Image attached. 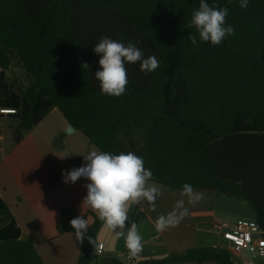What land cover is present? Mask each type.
I'll return each instance as SVG.
<instances>
[{
	"label": "trees",
	"instance_id": "obj_1",
	"mask_svg": "<svg viewBox=\"0 0 264 264\" xmlns=\"http://www.w3.org/2000/svg\"><path fill=\"white\" fill-rule=\"evenodd\" d=\"M206 2L227 7L225 26L235 30L219 45L187 27L200 0H0V108L15 110L8 114L13 145L57 109L98 150L142 157L150 181L176 194L188 183L242 199L264 230V0H249L246 9L240 0ZM104 36L139 42L159 67L145 73L140 62H126V94H101L93 48ZM13 63L25 83L8 80ZM89 215L94 244L84 239L75 264H98L103 222ZM74 218L73 208H63L57 232L75 234ZM6 220L1 208L0 225ZM232 258L225 248L201 246L133 264H239ZM0 264L43 263L26 236L0 240Z\"/></svg>",
	"mask_w": 264,
	"mask_h": 264
},
{
	"label": "crops",
	"instance_id": "obj_2",
	"mask_svg": "<svg viewBox=\"0 0 264 264\" xmlns=\"http://www.w3.org/2000/svg\"><path fill=\"white\" fill-rule=\"evenodd\" d=\"M67 126L70 125L62 114L53 109L18 144L2 143L0 147V209L6 212L7 219L0 225V240H20L30 236L43 264H75L78 258L81 243L75 234H60L56 230V221L63 208H73L75 217L82 215L89 225L92 222L89 212L95 213L82 203L87 194L84 185L88 181L81 178L75 184L63 182L62 172L80 167L84 163L83 155L94 146L73 127L71 132H66ZM149 183L161 187L162 191L155 201V209L147 201H142L141 204L130 205L128 213L135 216L134 222L142 236L143 250L140 254L144 253L146 246H151L153 240L156 245L163 246L165 252H170L173 248H188L194 244L198 232L215 233L222 242L216 228L220 224L229 228L239 224L254 225V211L242 199L200 192L203 199L196 204H188V198L183 197L189 214L178 226L157 232L154 227L156 219L171 212L182 197L180 193L176 194L153 181ZM202 226L212 228L210 231L202 230ZM124 229L113 231L102 223L95 237V247L102 246L103 250L96 256V263L114 258L105 257V252L110 255L125 252L128 260L134 258L125 242L128 228L125 233ZM183 231H190V235Z\"/></svg>",
	"mask_w": 264,
	"mask_h": 264
},
{
	"label": "clouds",
	"instance_id": "obj_3",
	"mask_svg": "<svg viewBox=\"0 0 264 264\" xmlns=\"http://www.w3.org/2000/svg\"><path fill=\"white\" fill-rule=\"evenodd\" d=\"M248 2L249 0H240V7L246 9ZM227 15V7L210 6L206 0H200L199 7L192 12L187 27L190 29L195 27L199 41L211 42L214 46L219 45L235 31L231 25L225 26ZM189 40L194 46H199L195 34L190 35ZM138 43L129 42L125 45L104 36L95 44L93 51L99 56V70L94 76L99 81L101 94L114 97L126 94L128 85L126 62H140V69L145 73H150L159 67L155 56L145 58L143 50L137 47ZM82 66L89 67L87 63ZM83 157L84 163L80 167L62 172L63 182L75 184L81 178L88 181L84 185L87 194L82 203L97 214L105 227L113 231L124 229L129 221L130 205L147 201L149 206L155 209V201L162 191L161 187L149 183L153 174L151 170L145 168L142 157L133 152L112 154L100 151L95 146ZM180 196L182 198L177 200L171 212L156 219L154 227L157 232L178 226L189 214L183 197L188 198V204H196L203 199V193L197 192L188 183L182 186ZM69 223L77 241L82 244L87 238L89 243L94 244L91 236L86 237L89 224L82 215L71 219ZM118 234L124 236L123 232ZM125 242L130 255L136 256L142 252V236L135 222L131 223Z\"/></svg>",
	"mask_w": 264,
	"mask_h": 264
},
{
	"label": "rangeland",
	"instance_id": "obj_4",
	"mask_svg": "<svg viewBox=\"0 0 264 264\" xmlns=\"http://www.w3.org/2000/svg\"><path fill=\"white\" fill-rule=\"evenodd\" d=\"M6 76H7L8 80L16 79L18 81L25 83L23 72H22L21 68L16 63L12 64L10 69L6 72ZM10 125H11V120L9 119L8 115H1L0 114V136L2 137L0 139V147H1L2 143L6 144V145L12 143ZM134 219H135V216L129 215V221L126 223L125 227H127L129 229L131 223L134 222ZM127 228H125L123 230L124 233L126 232ZM211 228H212L211 226H202V230L207 229L210 231ZM183 232H186L187 235H190V231H183ZM100 234L103 236L104 230L101 231ZM196 236L197 237L194 240L195 241L194 244H192L188 248H180V247L179 248H173V250H171L170 252L169 251L165 252V248L163 246L156 245V243H154L153 242L154 240H153L151 242V246L145 247V249H144L145 251H143L144 252L143 254H138V255L134 256V258L132 260L127 259L125 252H121V253L116 254V255H110L107 252H105L104 256L117 258L119 260H122L124 262V264H133L136 261L147 260L150 258L159 259V258H163V257H165L171 253H181V252L185 251L186 249H190V248L209 246L211 244H216L220 247L223 246V242H220L218 240V237L215 233H210V232L199 233L198 232V234ZM189 240H190V237H189ZM159 241H161V240L159 239ZM238 261H239L238 262L239 264H247L248 261H252V264H264V257L252 258L249 253L242 252L238 258Z\"/></svg>",
	"mask_w": 264,
	"mask_h": 264
},
{
	"label": "built area",
	"instance_id": "obj_5",
	"mask_svg": "<svg viewBox=\"0 0 264 264\" xmlns=\"http://www.w3.org/2000/svg\"><path fill=\"white\" fill-rule=\"evenodd\" d=\"M13 109H0L1 115L13 114ZM216 228L220 232V239L223 242L222 248L227 249L232 255L235 263L242 252L249 253L252 258L264 257V230L254 225H237L229 228L225 224L217 225ZM103 247L96 249L95 256L102 254ZM247 264H252L248 261Z\"/></svg>",
	"mask_w": 264,
	"mask_h": 264
},
{
	"label": "water",
	"instance_id": "obj_6",
	"mask_svg": "<svg viewBox=\"0 0 264 264\" xmlns=\"http://www.w3.org/2000/svg\"><path fill=\"white\" fill-rule=\"evenodd\" d=\"M71 131H72L71 126H67V127H66V132H71ZM232 261L235 262L233 259H232Z\"/></svg>",
	"mask_w": 264,
	"mask_h": 264
}]
</instances>
